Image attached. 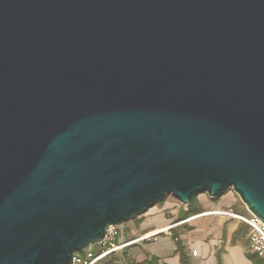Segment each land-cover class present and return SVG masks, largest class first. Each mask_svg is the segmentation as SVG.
Returning <instances> with one entry per match:
<instances>
[{
	"label": "water",
	"instance_id": "95a60500",
	"mask_svg": "<svg viewBox=\"0 0 264 264\" xmlns=\"http://www.w3.org/2000/svg\"><path fill=\"white\" fill-rule=\"evenodd\" d=\"M227 190L264 225V0H0V264Z\"/></svg>",
	"mask_w": 264,
	"mask_h": 264
},
{
	"label": "crops",
	"instance_id": "0c3cea01",
	"mask_svg": "<svg viewBox=\"0 0 264 264\" xmlns=\"http://www.w3.org/2000/svg\"><path fill=\"white\" fill-rule=\"evenodd\" d=\"M209 199L204 198L197 201L195 199L194 207L197 208V213L182 220L179 218L180 213L186 212L187 206L172 210V214L165 212L167 206L160 210L149 208L138 220L139 234L133 236L134 239L157 230L169 228L168 231H171L170 234H166L168 232L166 231L157 237L158 247L151 250L153 256L149 259L146 254L142 253L141 248L136 250L137 262L134 264H142L152 258L156 259V264H180L175 243L171 238L172 234H176L180 241L188 264H235L233 254L240 263L243 261L245 264H252L246 258L248 252L244 253L242 250L243 240L238 235L244 225L226 216L216 214V212L230 211L232 202H218ZM244 228L246 235V227L244 226ZM220 240L222 242L218 244ZM140 243L135 244V247ZM192 252H196V256H192Z\"/></svg>",
	"mask_w": 264,
	"mask_h": 264
},
{
	"label": "built area",
	"instance_id": "2783aa9c",
	"mask_svg": "<svg viewBox=\"0 0 264 264\" xmlns=\"http://www.w3.org/2000/svg\"><path fill=\"white\" fill-rule=\"evenodd\" d=\"M216 214L226 216L243 224L246 227L245 236L248 253L264 261V225L254 215L247 212V216H242L237 213L224 211L216 212ZM168 229L148 232L134 240L119 242L117 227L109 226L105 237L100 242L73 255L72 264H101L116 252L131 245L154 239L163 232L168 231ZM192 256H196V252H192Z\"/></svg>",
	"mask_w": 264,
	"mask_h": 264
},
{
	"label": "rangeland",
	"instance_id": "374dc122",
	"mask_svg": "<svg viewBox=\"0 0 264 264\" xmlns=\"http://www.w3.org/2000/svg\"><path fill=\"white\" fill-rule=\"evenodd\" d=\"M204 198L205 199L208 198L206 196V194H199L198 196L195 197L196 201L198 199H204ZM209 200H211V199H209ZM212 201H218V202L231 201L232 202V205L230 208L231 210L230 211H224V212L237 213L238 215L247 216V212H246L243 204L240 202L239 198L232 192V190H227L219 198L212 200ZM165 206H167L165 212H167L168 214H172V210H177L178 207H184V206H180L179 203L174 198H172L171 196H166L161 203L155 204L154 206L151 207V209L157 208L160 210L162 208H165ZM142 216L137 217L132 222H129L125 225L117 227L119 242H127L130 240H134L133 236H137L139 234V232H138V220L140 218H142ZM241 228H242V230L238 235L243 240L242 250L244 253H247L248 252V246L246 243V236H245V232H244L245 228H244V226H242ZM172 230H174V229H172ZM170 231H168L166 234H170ZM157 237L154 239L148 240L145 243H140L137 247H135L136 245H131L130 247L124 248L121 251L116 252L111 258L107 259L102 264H125L124 255H125V257H127V260L129 263L134 264L135 262H137L135 251L140 250V248H141V250H143L142 253L146 254L147 258L149 259L150 257L153 256L152 255L153 251H151V250L158 247L159 240L157 239ZM221 242L222 241L220 240L218 242V244H220ZM89 247L91 248L92 246H89ZM232 257L234 258L235 264H245L243 261L240 263L239 259H236L234 257V254Z\"/></svg>",
	"mask_w": 264,
	"mask_h": 264
},
{
	"label": "trees",
	"instance_id": "16d2710c",
	"mask_svg": "<svg viewBox=\"0 0 264 264\" xmlns=\"http://www.w3.org/2000/svg\"><path fill=\"white\" fill-rule=\"evenodd\" d=\"M195 205V198L193 199V201L187 206L188 207V210L186 212H181L180 213V220L182 219H186L194 214L197 213V208L194 207ZM172 240L174 241L175 243V246H176V253H178L179 255V261H180V264H188V259L186 257V254L184 253L183 251V247L180 243V241L178 240L176 234H172L171 236ZM112 257V256H111ZM110 257V258H111ZM124 258H125V264H130L127 260V257H125L124 255ZM246 258L252 263V264H264V261L259 259L257 256L255 255H252L250 253H247L246 254ZM109 259V258H108ZM107 260V259H106ZM106 260H104L103 262H105ZM102 262V263H103ZM101 263V264H102ZM142 264H156V259L152 258L150 261H146ZM220 264V263H218Z\"/></svg>",
	"mask_w": 264,
	"mask_h": 264
},
{
	"label": "bare ground",
	"instance_id": "6f19581e",
	"mask_svg": "<svg viewBox=\"0 0 264 264\" xmlns=\"http://www.w3.org/2000/svg\"><path fill=\"white\" fill-rule=\"evenodd\" d=\"M162 230H165V229H162ZM157 231H159V230H157Z\"/></svg>",
	"mask_w": 264,
	"mask_h": 264
}]
</instances>
